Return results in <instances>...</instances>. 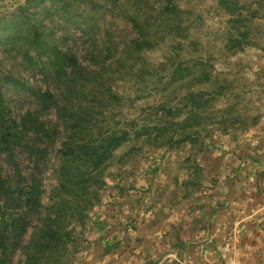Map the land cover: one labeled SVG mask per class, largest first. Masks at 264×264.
<instances>
[{"label": "rangeland", "instance_id": "rangeland-1", "mask_svg": "<svg viewBox=\"0 0 264 264\" xmlns=\"http://www.w3.org/2000/svg\"><path fill=\"white\" fill-rule=\"evenodd\" d=\"M31 1L0 0V85L18 110L32 99L9 76L43 83L39 69L22 60L16 33L35 28L52 44L84 54L90 28L130 37L129 17L152 12V0L145 7L136 0ZM191 1L197 16L183 46L169 41L146 58L200 59L211 82L176 85L170 97L150 86L137 91L130 81L116 90L134 99L127 100L128 118L152 124L163 119V102L186 104L189 88L212 91L209 101L190 120L188 140L165 145L140 138L115 152L103 168L100 203L74 228L69 264H264V0H233L242 12L235 21L218 0ZM183 107L180 119H168L184 118L190 103ZM50 167L45 197L56 184ZM8 255L9 264L24 261L20 249Z\"/></svg>", "mask_w": 264, "mask_h": 264}, {"label": "trees", "instance_id": "trees-1", "mask_svg": "<svg viewBox=\"0 0 264 264\" xmlns=\"http://www.w3.org/2000/svg\"><path fill=\"white\" fill-rule=\"evenodd\" d=\"M145 1L136 0L135 4L145 7ZM218 1L230 21L240 17L242 12L233 0ZM193 3L152 0L151 14L129 17L133 25L130 37L121 38L108 30L99 35L101 29L90 28L84 54L78 53L76 46L52 44L35 28L25 27L14 35L22 60L39 69L43 84L9 76L13 86L32 99L26 110L8 103L0 85V264H9V252L17 249L24 256L22 264H69L74 228L83 225L100 203L103 168L115 152L140 138L170 145L192 137L190 120L198 118V110L208 103L212 91L189 88L182 106L163 102L159 106L163 119L152 124V120L127 117V100L134 99L122 96L116 85L130 81L137 91L150 86L170 97L168 91L176 85L211 82L200 59L191 64L192 60L180 56L166 55L157 63L146 58L147 52L169 41L176 44L174 48L183 46L197 16ZM187 101L191 110L171 122L168 116L180 119ZM50 115L55 120L48 118ZM47 167L56 184L45 197Z\"/></svg>", "mask_w": 264, "mask_h": 264}]
</instances>
